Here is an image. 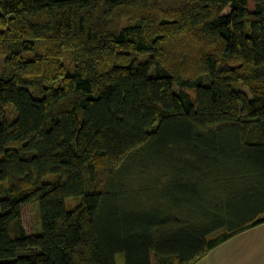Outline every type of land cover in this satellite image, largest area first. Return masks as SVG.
<instances>
[{
  "label": "trees",
  "instance_id": "16d2710c",
  "mask_svg": "<svg viewBox=\"0 0 264 264\" xmlns=\"http://www.w3.org/2000/svg\"><path fill=\"white\" fill-rule=\"evenodd\" d=\"M261 224L264 0H0V264H197Z\"/></svg>",
  "mask_w": 264,
  "mask_h": 264
},
{
  "label": "crops",
  "instance_id": "0c3cea01",
  "mask_svg": "<svg viewBox=\"0 0 264 264\" xmlns=\"http://www.w3.org/2000/svg\"><path fill=\"white\" fill-rule=\"evenodd\" d=\"M197 264H264V224L224 242Z\"/></svg>",
  "mask_w": 264,
  "mask_h": 264
},
{
  "label": "rangeland",
  "instance_id": "374dc122",
  "mask_svg": "<svg viewBox=\"0 0 264 264\" xmlns=\"http://www.w3.org/2000/svg\"><path fill=\"white\" fill-rule=\"evenodd\" d=\"M65 65L67 67V69L71 68L72 64L70 61V58H65ZM174 91L176 92V88H174ZM14 110L13 106H9L7 109V118L10 120H13V116H12V111ZM136 191V193H134V196L131 197L132 202H139L141 201L146 202L150 201V199L152 198V195H150V193L146 192L143 194L139 192L138 188L134 189ZM143 194V195H142ZM75 205L74 201H68L67 202V206L68 208H72ZM147 205V204H146ZM22 221H23V226L25 228V231L27 234H34L37 233L39 231V227H40V222H39V213H38V206L36 203H30V204H26L23 206L22 208ZM118 264H123L122 258L119 256L117 259Z\"/></svg>",
  "mask_w": 264,
  "mask_h": 264
}]
</instances>
